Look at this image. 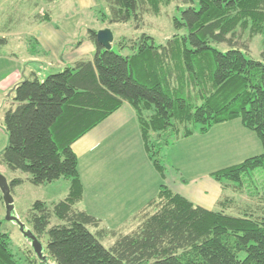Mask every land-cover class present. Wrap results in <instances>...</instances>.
I'll use <instances>...</instances> for the list:
<instances>
[{
    "label": "trees",
    "instance_id": "1",
    "mask_svg": "<svg viewBox=\"0 0 264 264\" xmlns=\"http://www.w3.org/2000/svg\"><path fill=\"white\" fill-rule=\"evenodd\" d=\"M175 1L105 0L109 14L102 22L141 29L146 15L160 16ZM178 1L179 17L172 22L185 35L161 45L146 34L115 40L114 46L128 51L123 55L114 47L106 51L90 30L92 61L80 60L44 81L25 80L13 90L1 165L27 174L35 186L69 182L66 199L37 202L28 218L40 241L47 236V257L55 264H264V190L250 183L264 170V50L263 62L249 56L250 43L264 37V0ZM6 44L0 39V47ZM125 103L136 112L146 151L162 175L167 151L180 140L236 120L257 135L263 154L212 174L223 189L212 211L162 185L129 233L103 228L76 207L84 184L72 146ZM23 183L9 182L12 191ZM0 200L5 208L3 195ZM54 218L62 223L50 228ZM107 238L115 239L109 249ZM10 239L0 233V264H20ZM30 253L28 264H45L32 247Z\"/></svg>",
    "mask_w": 264,
    "mask_h": 264
},
{
    "label": "crops",
    "instance_id": "2",
    "mask_svg": "<svg viewBox=\"0 0 264 264\" xmlns=\"http://www.w3.org/2000/svg\"><path fill=\"white\" fill-rule=\"evenodd\" d=\"M47 2V6L37 4L38 14L28 15L27 20L16 19L22 26L19 29L12 28L18 15L9 14L7 19H0V39L7 41L0 47V154L9 144L4 119L13 106L14 88L25 80L62 72L80 60L92 61L96 54L89 32L81 42L74 43V5L82 13H92L100 0ZM63 4L67 7L60 13ZM10 9L12 13L16 10L13 3ZM108 28L113 29L103 23L96 31ZM238 121L217 126L206 135L180 140L167 151L168 170L162 175L146 151L136 112L125 103L72 146L84 184L79 210L99 219L103 228L129 233L134 217L157 197L162 185L199 207L214 210L223 189L212 173L263 154L257 135ZM100 149L110 155L102 162L92 158ZM100 164L103 173L87 167ZM4 215L0 200V220Z\"/></svg>",
    "mask_w": 264,
    "mask_h": 264
},
{
    "label": "rangeland",
    "instance_id": "3",
    "mask_svg": "<svg viewBox=\"0 0 264 264\" xmlns=\"http://www.w3.org/2000/svg\"><path fill=\"white\" fill-rule=\"evenodd\" d=\"M12 3L16 7V10L13 13L10 9V5ZM37 4L47 6L48 2L47 0H0V19L2 17L4 19H7V16L9 14L18 15L17 17H14L15 22L12 25V28L19 29L22 26L19 22L16 21V19H19L21 17L27 20L28 15L38 14L39 10L36 9ZM65 7H67L66 4H63L61 6L60 13H62L61 9L63 8L65 9ZM179 7H180V2L177 0L172 4H170L169 6H166L163 9L160 16L146 15L144 26L141 29H135L133 23L114 25L112 26L113 27L112 30L114 31L115 39L117 41L123 38L129 40H137L146 34L152 37L157 45H161L166 43L169 39H171L177 34L185 35L187 31L185 29L182 31H177L172 22L175 16L179 17V9H178ZM74 13H76L74 14V43H78L81 42L83 38L88 36V32H90V30L96 31L103 25L102 16L104 14H109V8L105 0H100L97 9L94 10L92 13L91 12L82 13L76 10L75 5H74ZM214 46L216 49H218L223 53L229 51V48L226 45H214ZM263 50H264V37H257L250 43L249 56L256 61L263 62V59L261 57V53ZM114 51L117 54H123V55L128 54V51L127 52L120 51V48L118 47L117 44L114 46ZM56 73L58 74L60 72H53L47 75L45 78H41L40 80L44 81L45 79H47V77ZM254 136L256 135L254 134ZM106 155L110 157L108 151L105 152V149L103 150L100 149L93 154L92 158L98 160V162L100 161L102 162L106 158ZM87 167L90 168V171L92 168L94 172L98 171L100 173H103L101 171L102 164H100L99 166L91 165ZM0 172L8 180V182L16 178H21L24 180V183L22 185L16 187L12 191V195L14 198V207H15L13 212V217L19 219L25 225L26 231L32 230V227L28 222V218L35 203L44 202L51 205L52 203H57L61 200L66 199L67 197L69 182L66 180H60L53 184H47L43 186H35L32 183H30V181H28L29 176L27 174L22 172L13 173L9 171L6 167L3 168L1 163H0ZM79 173H80V169H79ZM255 173L250 183L252 184L253 187L258 189L260 193H262L264 190V170L262 169ZM1 195L2 193L0 191V198ZM259 198H262V194L258 196V199ZM243 200L249 201V198L245 196L243 197ZM76 207L79 209L80 207H82V205L78 204ZM0 222L2 223L0 227V233L9 234L11 238L10 246L15 258L19 261L20 264H28V259H27L28 255H32L33 257V254L30 253L32 247L31 242L24 236V234L21 232L20 226L16 222L6 220V211L4 217L0 220ZM59 223L62 222H59L56 218H54L52 220L50 228ZM113 241L114 239L108 238L107 240H105L104 246L109 249L110 247H112ZM41 242L44 247V254L47 257L48 256L47 236L43 238ZM45 264H55V263L48 258V261Z\"/></svg>",
    "mask_w": 264,
    "mask_h": 264
},
{
    "label": "water",
    "instance_id": "4",
    "mask_svg": "<svg viewBox=\"0 0 264 264\" xmlns=\"http://www.w3.org/2000/svg\"><path fill=\"white\" fill-rule=\"evenodd\" d=\"M97 43L103 47L106 51H111L114 47L115 36L111 29H104L97 32ZM0 191L3 195V202L6 211V220L16 222L21 229L24 236L31 242L32 249L37 257L43 262L48 261V257L44 254V247L42 242L35 236L32 231H26L25 225L17 218L13 217L14 212V198L12 195V189L8 180L0 173Z\"/></svg>",
    "mask_w": 264,
    "mask_h": 264
},
{
    "label": "flooded vegetation",
    "instance_id": "5",
    "mask_svg": "<svg viewBox=\"0 0 264 264\" xmlns=\"http://www.w3.org/2000/svg\"><path fill=\"white\" fill-rule=\"evenodd\" d=\"M41 262H43V261L41 260Z\"/></svg>",
    "mask_w": 264,
    "mask_h": 264
}]
</instances>
